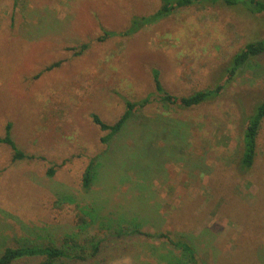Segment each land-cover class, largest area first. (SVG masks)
Here are the masks:
<instances>
[{"label": "rangeland", "instance_id": "374dc122", "mask_svg": "<svg viewBox=\"0 0 264 264\" xmlns=\"http://www.w3.org/2000/svg\"><path fill=\"white\" fill-rule=\"evenodd\" d=\"M161 3L0 0V135L10 122L17 148L33 156L12 161L0 144V250L76 233L101 247L72 264H158L152 247L164 238L153 235L184 231L199 264H264V119L252 167L239 165L243 119L264 99V51L220 95L185 109L159 100L151 74L158 69L177 95L212 87L234 52L264 37V13L193 4L100 39ZM145 96L150 103L105 140L91 115L112 123L124 101ZM92 205L94 219L80 228L77 214ZM134 225L151 235L129 233Z\"/></svg>", "mask_w": 264, "mask_h": 264}, {"label": "trees", "instance_id": "16d2710c", "mask_svg": "<svg viewBox=\"0 0 264 264\" xmlns=\"http://www.w3.org/2000/svg\"><path fill=\"white\" fill-rule=\"evenodd\" d=\"M161 5L154 12L150 14L133 15L129 20L128 25L120 31L106 30L100 39H105L112 35H131L139 31L143 26L151 24L161 18L169 15L176 9L193 4H204V3H222L228 6L241 5L247 12L264 13V0H161ZM85 43H82L80 47L84 48ZM264 51V37L250 40L244 43L236 52L231 56L226 68L224 69L223 75L220 79L215 82L212 87L194 90L188 94L177 95L167 91L160 80L159 70L153 68L151 71L153 86L155 92L158 94L159 100L165 104H174L180 108H189L201 104L209 99H212L221 94L225 89L226 85L234 79L238 71L248 63V61ZM55 63H50L46 69L56 65ZM220 79V80H219ZM150 96H145L139 100L124 101L125 107L124 111L120 116L112 123H107L103 121L97 114H92V121L99 126L101 130H108L105 140L111 138L118 131L121 130L123 125L127 123L130 116L144 108L148 103H150ZM264 119V99L256 103L250 114L246 115L243 119V129L241 135V151L239 156V165L241 169H250L253 165L256 150H257V135L261 128L262 120ZM11 123L8 122L5 125V130L3 134L0 135V144L8 145L11 149L10 159L16 161L24 157L32 158L33 156L25 154L22 150L18 149L14 140L11 137ZM92 167L93 163L87 164L82 172L81 185L84 190H88L92 182ZM48 173L52 174L53 169L50 167ZM261 183V182H260ZM221 191V189L219 190ZM223 193V192H222ZM224 196L226 194L223 193ZM224 198V197H223ZM226 198V197H225ZM90 208V214L86 216L85 214H77L78 217L75 224L80 225V228L85 227L90 224L92 217L93 207ZM110 213L113 211H109ZM108 212V214H110ZM101 214V213H100ZM164 221V219H162ZM106 221L110 225L117 223L118 219L106 218ZM124 221V220H122ZM166 221V219H165ZM119 223V222H118ZM82 230V229H80ZM129 233H142L139 230L138 225H134L132 229L128 231ZM119 233V232H118ZM144 235H151L142 233ZM76 236L75 238L72 237ZM78 234H71L65 236L60 244H55L51 241H46L40 244H23L15 243L11 245H5L0 250V264H72L83 263L89 258L95 257L100 251L101 240L100 239H78ZM178 237L174 238L165 231H160L153 237L163 239L158 246H153L152 249H156L157 263L160 264L161 261H165L164 264H199L193 247L187 243L185 239H192V236L188 237V233L184 231L178 232ZM166 247L178 249V254L170 251H166ZM31 260V262H23ZM98 264V263H95Z\"/></svg>", "mask_w": 264, "mask_h": 264}, {"label": "crops", "instance_id": "0c3cea01", "mask_svg": "<svg viewBox=\"0 0 264 264\" xmlns=\"http://www.w3.org/2000/svg\"><path fill=\"white\" fill-rule=\"evenodd\" d=\"M191 197H193V199H195L196 197H198V196H196V194H189Z\"/></svg>", "mask_w": 264, "mask_h": 264}]
</instances>
